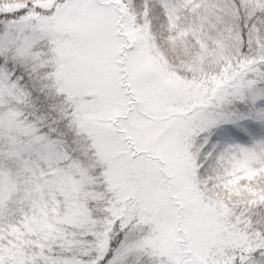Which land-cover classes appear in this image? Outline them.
Listing matches in <instances>:
<instances>
[{
    "label": "snow or ice",
    "instance_id": "snow-or-ice-1",
    "mask_svg": "<svg viewBox=\"0 0 264 264\" xmlns=\"http://www.w3.org/2000/svg\"><path fill=\"white\" fill-rule=\"evenodd\" d=\"M0 264H264V0H0Z\"/></svg>",
    "mask_w": 264,
    "mask_h": 264
}]
</instances>
